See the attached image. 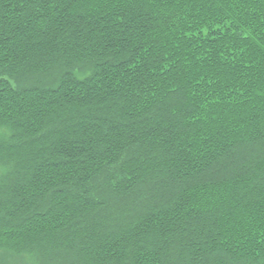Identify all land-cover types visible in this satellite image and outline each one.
Returning <instances> with one entry per match:
<instances>
[{"label":"trees","instance_id":"1","mask_svg":"<svg viewBox=\"0 0 264 264\" xmlns=\"http://www.w3.org/2000/svg\"><path fill=\"white\" fill-rule=\"evenodd\" d=\"M0 128V251L264 264V0H0Z\"/></svg>","mask_w":264,"mask_h":264},{"label":"rangeland","instance_id":"2","mask_svg":"<svg viewBox=\"0 0 264 264\" xmlns=\"http://www.w3.org/2000/svg\"><path fill=\"white\" fill-rule=\"evenodd\" d=\"M77 73L79 76H84L88 72L78 71ZM55 79H56L55 76H53L52 78L47 79L46 83L53 82L55 86L57 84V82L54 83V81H56ZM7 134L8 133L5 129L0 128V138L6 137ZM8 173H9V169L5 166L0 165V185H2ZM30 256L31 255L17 258L15 256L8 254L6 251H0V264H38V262H36V260L32 256L31 257Z\"/></svg>","mask_w":264,"mask_h":264}]
</instances>
